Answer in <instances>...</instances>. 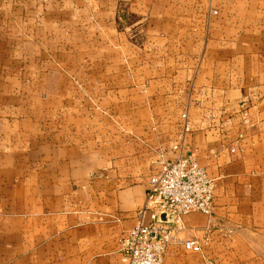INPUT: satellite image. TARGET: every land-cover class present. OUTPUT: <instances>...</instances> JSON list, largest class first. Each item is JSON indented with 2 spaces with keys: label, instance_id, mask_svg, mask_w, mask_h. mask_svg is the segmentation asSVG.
<instances>
[{
  "label": "crops",
  "instance_id": "crops-1",
  "mask_svg": "<svg viewBox=\"0 0 264 264\" xmlns=\"http://www.w3.org/2000/svg\"><path fill=\"white\" fill-rule=\"evenodd\" d=\"M183 113L210 242L163 264H264V0H0V264H122Z\"/></svg>",
  "mask_w": 264,
  "mask_h": 264
},
{
  "label": "built area",
  "instance_id": "built-area-1",
  "mask_svg": "<svg viewBox=\"0 0 264 264\" xmlns=\"http://www.w3.org/2000/svg\"><path fill=\"white\" fill-rule=\"evenodd\" d=\"M211 13L217 11L213 9ZM244 121L249 123L247 119ZM190 127L189 116L183 113L177 135L179 142L171 146L178 151L177 155L157 161L156 170L148 178L139 221L119 239L122 264H163L168 247L173 243L181 242L185 250L202 253L210 242L209 234L184 240L177 236L184 216L201 213L211 218L213 213L214 179L196 157L180 151ZM143 218L147 220L145 223ZM232 232V229L222 228L221 235Z\"/></svg>",
  "mask_w": 264,
  "mask_h": 264
},
{
  "label": "water",
  "instance_id": "water-1",
  "mask_svg": "<svg viewBox=\"0 0 264 264\" xmlns=\"http://www.w3.org/2000/svg\"><path fill=\"white\" fill-rule=\"evenodd\" d=\"M161 217L164 218V215H162Z\"/></svg>",
  "mask_w": 264,
  "mask_h": 264
},
{
  "label": "rangeland",
  "instance_id": "rangeland-1",
  "mask_svg": "<svg viewBox=\"0 0 264 264\" xmlns=\"http://www.w3.org/2000/svg\"><path fill=\"white\" fill-rule=\"evenodd\" d=\"M189 121H190V119H189Z\"/></svg>",
  "mask_w": 264,
  "mask_h": 264
}]
</instances>
